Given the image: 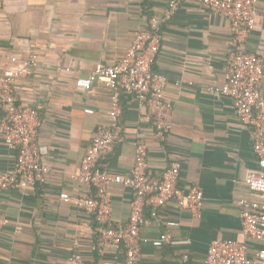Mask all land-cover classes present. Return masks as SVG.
<instances>
[{
  "label": "crops",
  "instance_id": "obj_1",
  "mask_svg": "<svg viewBox=\"0 0 264 264\" xmlns=\"http://www.w3.org/2000/svg\"><path fill=\"white\" fill-rule=\"evenodd\" d=\"M169 0H4L0 8V74L38 56L39 65L14 86L19 104L38 112L42 127L38 144L50 174L27 195L18 189L0 193V264H66L80 252L88 264H104L122 250L109 249L106 257L95 252L94 223L71 201L60 198L80 194L69 178L78 172L97 129L109 124L113 92L97 83L92 92L76 86L91 77L97 64L119 60L136 33L149 19L162 15ZM258 20L247 40L264 68V0H258ZM163 46L154 70L168 79L166 98L173 104V128L165 142L155 136L147 108L133 97H122V139L101 163L103 169L128 175L134 164L131 145L140 138L148 144V169L163 174L172 160L181 163L180 186L199 185L204 192L200 218L168 204L157 219L147 211L141 237L142 264H181L187 254L192 264H206L210 244L217 239L248 243L251 254L260 245L243 232L239 201H255L246 184L256 167L253 129L242 124L231 100L212 89L224 83L225 62L233 48L230 24L223 16L187 0L174 18L163 23ZM180 82L181 86H177ZM264 94V79L261 84ZM94 110L87 114L86 110ZM17 153L0 135V174L10 170ZM112 217L126 226L131 193L120 186L111 190ZM174 221L178 226H169Z\"/></svg>",
  "mask_w": 264,
  "mask_h": 264
},
{
  "label": "built area",
  "instance_id": "obj_2",
  "mask_svg": "<svg viewBox=\"0 0 264 264\" xmlns=\"http://www.w3.org/2000/svg\"><path fill=\"white\" fill-rule=\"evenodd\" d=\"M187 0H169L162 15L149 19L148 27L136 33L125 54L110 65L97 64L91 77L76 80V86L92 92L95 83L110 89L113 99L109 124L93 132L91 142L81 161L78 172L69 176L80 194L60 198L71 201L93 223L96 232L95 252L106 257L109 249L122 250L123 261L117 257L104 264H142L144 243L162 246L171 240L169 234L159 240L149 241L141 237L147 225V211L153 219L170 203L189 210L194 218L202 216L204 192L199 185L186 190L180 186L181 163L172 160L168 169L154 176L148 169V144L134 139V164L128 175L111 173L101 163L114 152L122 139L120 118L123 92L145 107L152 120L156 138L165 142L173 128V104L166 98L168 79L154 70V64L163 46V23L171 21ZM206 9L226 18L230 24L233 48L225 62L224 83L212 90L229 98L238 120L250 126L253 133V151L256 167L248 171L246 184L255 201H239L243 232L248 240L260 245L254 254L248 243L234 240H214L205 257L206 264H264V79L262 60L247 50V40L256 27L258 0H196ZM4 0H0V8ZM1 46V44H0ZM39 65L38 56L23 61L16 69L0 74V135L6 146L17 153L12 168L0 174V193L12 188L23 195L34 189L35 184L46 182L50 169L42 162L38 134L42 122L38 110L30 104H19L14 92L17 80L30 74ZM177 86H181L180 82ZM87 114L94 110L87 109ZM114 186L131 193L129 219L126 226H116L112 217ZM169 226H178L170 221ZM6 221L0 216V229ZM66 264H88L80 252L72 253ZM181 264H192L189 255L181 258Z\"/></svg>",
  "mask_w": 264,
  "mask_h": 264
},
{
  "label": "trees",
  "instance_id": "obj_3",
  "mask_svg": "<svg viewBox=\"0 0 264 264\" xmlns=\"http://www.w3.org/2000/svg\"><path fill=\"white\" fill-rule=\"evenodd\" d=\"M122 97H131V96H129V95H127L125 92H123L122 95H121V98H120V102H121ZM121 107H122V106H121Z\"/></svg>",
  "mask_w": 264,
  "mask_h": 264
}]
</instances>
